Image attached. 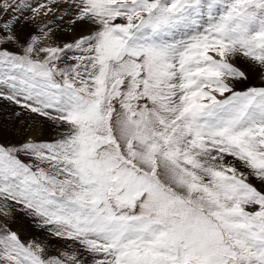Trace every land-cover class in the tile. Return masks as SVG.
<instances>
[{"label": "snow or ice", "instance_id": "obj_1", "mask_svg": "<svg viewBox=\"0 0 264 264\" xmlns=\"http://www.w3.org/2000/svg\"><path fill=\"white\" fill-rule=\"evenodd\" d=\"M251 73L264 0H0V264H264Z\"/></svg>", "mask_w": 264, "mask_h": 264}, {"label": "rangeland", "instance_id": "obj_2", "mask_svg": "<svg viewBox=\"0 0 264 264\" xmlns=\"http://www.w3.org/2000/svg\"><path fill=\"white\" fill-rule=\"evenodd\" d=\"M64 26H62L63 28ZM82 28L77 25L73 33H68L65 29L64 31L58 32L56 34V39L61 42H69L81 34ZM252 86H264V81L261 80L259 75L255 73H251L249 75V79L247 81H243L236 84V89L238 91L244 90L248 87ZM0 111L3 114V132L2 136L5 141H15L19 137L15 134L16 130L19 128V122L13 123L9 117V113L12 111H18L15 106L7 104V102H0ZM32 121H37L44 126V139H50L54 135V129L50 122L42 120V118L38 116H33L29 119V123ZM14 230H19L20 235L22 238L27 239L32 236H40L43 237L45 233L37 229L33 224L32 221L24 216L22 212L16 213V223L12 225ZM53 244H57L58 242L53 240Z\"/></svg>", "mask_w": 264, "mask_h": 264}]
</instances>
